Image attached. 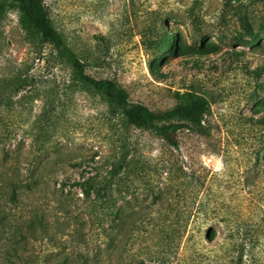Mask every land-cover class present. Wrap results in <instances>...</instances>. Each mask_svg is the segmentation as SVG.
Here are the masks:
<instances>
[{
	"label": "rangeland",
	"instance_id": "1",
	"mask_svg": "<svg viewBox=\"0 0 264 264\" xmlns=\"http://www.w3.org/2000/svg\"><path fill=\"white\" fill-rule=\"evenodd\" d=\"M44 2L131 101L211 107L177 145L123 124L0 0V264H264V0Z\"/></svg>",
	"mask_w": 264,
	"mask_h": 264
},
{
	"label": "trees",
	"instance_id": "2",
	"mask_svg": "<svg viewBox=\"0 0 264 264\" xmlns=\"http://www.w3.org/2000/svg\"><path fill=\"white\" fill-rule=\"evenodd\" d=\"M18 3L26 27L38 33L42 40L52 43L59 58L70 66L72 77L102 94L108 100L112 114L121 118L123 124L151 130L174 145L178 144V133L182 129L206 130V114L211 107L206 96L193 91H178L176 104L166 110H154L143 102H133L130 92L117 80L96 78L87 72L86 61L54 26L44 0H18ZM246 26L251 27L249 23ZM165 36L167 41L171 40L170 34L165 33ZM231 55L241 56L238 52H231ZM117 168L115 166L114 171ZM98 195L102 200L105 198Z\"/></svg>",
	"mask_w": 264,
	"mask_h": 264
}]
</instances>
